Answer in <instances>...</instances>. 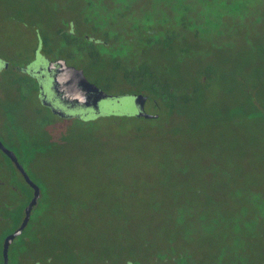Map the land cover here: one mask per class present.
Returning a JSON list of instances; mask_svg holds the SVG:
<instances>
[{"label":"rangeland","instance_id":"374dc122","mask_svg":"<svg viewBox=\"0 0 264 264\" xmlns=\"http://www.w3.org/2000/svg\"><path fill=\"white\" fill-rule=\"evenodd\" d=\"M83 1L0 0V46L15 53L13 66L24 64L32 46L33 16L25 20L21 8L47 12L50 18L58 9L79 25ZM257 12L261 19L250 40L243 33L224 50L213 48L210 63L216 78L205 100L184 107L185 118L168 122L165 107L157 110L151 101L146 109L157 117L123 118L134 113V98L116 83L106 89L120 99L100 105V114L113 117L114 123L111 118L91 122L86 131L72 118L53 116L45 149L26 169L43 194L38 210L48 248H62L63 257H55L54 264H131L133 258L134 264H174L181 252L186 264H215L218 250L229 243L224 231L238 223L242 208L246 215L257 206L264 212V7ZM198 56L196 52L193 71L199 74L204 64ZM189 68L183 65V70ZM101 71L107 72L104 67ZM86 73L94 80V68ZM237 76L246 78L257 106L246 107ZM2 100L1 110L9 111ZM18 110L21 129L33 125V110ZM96 116L89 112L82 119ZM1 123L15 124L13 119ZM0 183L5 185L0 186L2 203L11 199L9 203L20 205L30 193L1 151ZM9 185L23 195L10 198ZM12 223L1 222L0 229L8 230ZM250 239L244 259L259 264L264 260V231ZM25 249L18 246L21 264H28Z\"/></svg>","mask_w":264,"mask_h":264},{"label":"flooded vegetation","instance_id":"af4514ba","mask_svg":"<svg viewBox=\"0 0 264 264\" xmlns=\"http://www.w3.org/2000/svg\"><path fill=\"white\" fill-rule=\"evenodd\" d=\"M83 2L85 11L83 16L80 15L79 25L73 18L61 12L60 15L58 9H55V15L51 13V18L47 12L41 15L26 8L20 9L25 20L31 13L34 22L30 26L32 46L29 57L22 66L14 67L12 60L15 53H6L0 46V78L4 80V86L0 87V100L4 99L10 106L7 108L9 111L0 108V140L17 157L19 156L14 145L18 144V130L21 129L16 121L17 116L13 120L15 124L4 126L1 123V119L10 120L5 113L11 116L12 107H15L13 104L24 103V107L35 113V118L30 122L33 125L21 129L35 144V152L32 153L34 159L42 154L39 152L40 148L45 149L42 147L45 146L43 140L54 122L53 116L81 119L89 112L100 113L103 100H119V94L107 91L106 80L123 74L125 69L130 73H137L139 68H149L163 85L170 83L169 88L178 97L185 96L183 94L190 97L206 94L217 74H214L210 63L213 48L224 50L225 45L235 44V40L242 37L243 33L250 40L256 30L257 21L261 19L257 8L264 7V0ZM196 52L204 64L199 74L193 71L197 62ZM154 63H157L158 71ZM186 64L191 68L183 70V65ZM103 67L107 72L101 71ZM88 68H94V80L88 77ZM76 70H82L90 82L109 94L98 102L97 110L92 107L94 94L91 92L87 93L89 97L84 102L78 101L76 95L67 92L65 78L71 75L75 80L78 77ZM237 79L244 89L243 93L246 92L242 93L246 107L257 106L253 89L245 85L246 78L237 76ZM257 87V84L253 86ZM81 88L76 83L75 90ZM137 93L140 92L132 91L127 95L133 97ZM146 102L147 99L144 108L148 111ZM152 106L157 110L161 108L153 104ZM133 111L136 112L135 106ZM246 212L247 209L243 207L238 223H230L224 231L229 243L218 250L215 264H247L244 252L250 249V236L264 231V212L260 206L253 213L246 215ZM258 262L264 264L263 259ZM175 264H186V261L177 256Z\"/></svg>","mask_w":264,"mask_h":264},{"label":"trees","instance_id":"16d2710c","mask_svg":"<svg viewBox=\"0 0 264 264\" xmlns=\"http://www.w3.org/2000/svg\"><path fill=\"white\" fill-rule=\"evenodd\" d=\"M118 75H119V77H118ZM118 75H114V77L111 78L110 80H106V86H107L106 88H109L113 84L116 83L119 86L121 85V86L126 87L125 91H121L123 94H127L128 92L130 93L132 91H136V92L146 94L147 102L151 101L152 104L157 105V107L158 106H161V107L164 106L165 107V109H166L165 112H166L168 122H173L177 118L178 119L185 118L186 116L183 115L185 113L184 107L188 106L190 104V102H199V101L205 100V94H202V95L199 94V95L192 96V97H190L186 94H183L185 96L178 97V94L175 93L174 91H172L173 89L169 88L170 83H167L166 84L167 86L163 85V83L158 80V77H156V76H154V74H152V71L149 68H146L145 70L142 68H139L137 73H130L129 70L126 71V69H125L123 74H118ZM133 88L137 89V90H134ZM13 105L15 107H12L13 112L10 113V115H11V116H9L10 120H12V119L14 120V117L18 116V113L20 111L18 109L19 108L21 109V107H24V103L19 104V102L17 104H13ZM95 113L97 114V116L94 117L93 119L91 118V119L84 120L82 118L80 119L77 117H73L72 119L80 122L79 126L81 127V129L86 130V131L89 130L88 128H89L91 122L100 121L103 119L108 120L109 118H111L112 123H114L113 117L104 116L98 112H95ZM87 114H85L84 116H86ZM6 116H8V115H6ZM121 116L123 118H136L138 120L145 119V118H141V117L136 116L135 113H133L132 115L125 114V115H121ZM81 121H82V123H81ZM87 121H89V122H87ZM85 122H87V123H85ZM115 123H117V121ZM110 127H113V126H110ZM110 127H108L107 130ZM18 131H20L18 133L19 140H18V144L14 145V147L16 148V150L18 152L19 161L23 164L24 168L26 169V167H28V166L30 167L32 160H34L32 157V153L35 152V149H34L35 144H33V142L27 138V136L25 135V133H23L21 131V129H19ZM5 158L7 159L9 165L19 174V176H20L21 180L24 182V184H26V186H28L30 193H29L27 199L25 200V202L20 204V205H15V203L13 204V202L9 203V201L11 199H8L7 203L0 202V223L1 222H9V221H10V223L13 222L10 229H8V230H1L0 229V264H1V259H2V255H1L2 248H1V246H2L3 238L6 234L13 231L20 224L21 219H22L23 214H24V206L27 204V202L30 200V198L32 196V188L24 181L23 177L21 176L19 171L15 168L13 163L9 160V158L7 156H5ZM26 171H27V169H26ZM28 174H29V172H28ZM0 186H5V185H4V183H0ZM39 187H40V185H39ZM40 192H41V189H40ZM21 195H23V193L16 185H9V197L10 198L14 199L15 196L17 197V196H21ZM40 195L42 197L43 194H40ZM41 197H39L37 205L33 208V211H32V214H31V217L29 219L27 226L24 228L22 233L17 238H15L12 241V243L10 244V247H9L10 264H19V263L21 264V257L18 254L19 253L18 252V246H20L21 244L26 245L25 250L27 251L28 264H54L53 260L55 257H60L61 259L63 257L62 248L60 246L55 245L52 247L53 249L48 248V245H47L48 240H49L47 238L48 235H47V233H45L43 231V221H42L43 219H42V216L40 214V211L38 210ZM4 208H6L5 212L3 211ZM178 211L175 210V215H176L177 219L179 220V219H182V215H181V212L179 211V213H178ZM15 212H17V216L15 217V215H14V218H13L12 215ZM38 228H41L42 231ZM26 232L31 233L32 236L28 237L25 234ZM45 242H46V245L44 246L43 244H45ZM28 245H29V247H28ZM39 253H40V257L38 256ZM175 256L176 257L180 256V258L184 259L185 254L181 252L179 254H176ZM175 258L173 260L174 264H175ZM134 259L135 258H133L131 260V264H134L133 263ZM69 263L70 262H67V264H69ZM55 264H57V262ZM62 264H66V262H64V260H63Z\"/></svg>","mask_w":264,"mask_h":264},{"label":"water","instance_id":"95a60500","mask_svg":"<svg viewBox=\"0 0 264 264\" xmlns=\"http://www.w3.org/2000/svg\"><path fill=\"white\" fill-rule=\"evenodd\" d=\"M73 68V67H72ZM78 77L74 80L71 75L66 76V89L69 94L76 95L75 98L80 101L84 102L86 98L89 97L87 95L88 92L94 94L93 98V109H98V102L101 99H105L109 96L107 92L97 87L96 84L90 82L85 75L83 74L82 70H76ZM76 83L82 86L81 89L75 90ZM133 99L134 106L136 108L135 115L141 118H153L157 117L156 113L148 112L144 108V103L147 99V96L142 93L135 94ZM0 150L7 155V157L11 160L15 168L19 171L21 176L23 177L24 181L32 188V196L27 204L24 206V214L21 219L20 224L11 232L6 234L2 241V264H8V251L9 246L12 241L17 238L24 228L27 226L29 219L31 217L33 208L37 205L39 197H40V187L39 185L30 177L26 169L24 168L23 164L19 161L15 152L8 147H6L2 141L0 140Z\"/></svg>","mask_w":264,"mask_h":264}]
</instances>
